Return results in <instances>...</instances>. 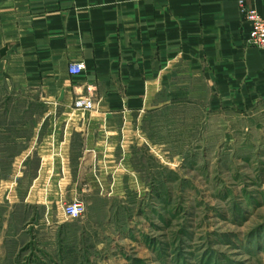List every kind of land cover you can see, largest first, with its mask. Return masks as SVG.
<instances>
[{"label":"crops","instance_id":"1","mask_svg":"<svg viewBox=\"0 0 264 264\" xmlns=\"http://www.w3.org/2000/svg\"><path fill=\"white\" fill-rule=\"evenodd\" d=\"M239 1L0 0V83L48 105L13 156V194L58 214L64 201L116 195L138 175L133 150L148 147L150 117L182 102L206 113L264 106V48L250 44ZM241 1L264 16V0ZM82 97L93 108H74Z\"/></svg>","mask_w":264,"mask_h":264},{"label":"rangeland","instance_id":"2","mask_svg":"<svg viewBox=\"0 0 264 264\" xmlns=\"http://www.w3.org/2000/svg\"><path fill=\"white\" fill-rule=\"evenodd\" d=\"M46 108L37 91L0 83V264H264V106L182 102L150 117L130 187L76 198L77 219L67 201L46 213L13 194V156Z\"/></svg>","mask_w":264,"mask_h":264},{"label":"built area","instance_id":"3","mask_svg":"<svg viewBox=\"0 0 264 264\" xmlns=\"http://www.w3.org/2000/svg\"><path fill=\"white\" fill-rule=\"evenodd\" d=\"M241 11L250 25L249 41L256 48H264V16L260 15L254 8H248L240 0ZM85 69L82 61L70 63L68 73L72 76L79 75ZM74 108L91 109L93 102L88 98H78L73 102ZM63 213L70 219H77L85 213V205L82 201L74 199L63 204Z\"/></svg>","mask_w":264,"mask_h":264}]
</instances>
